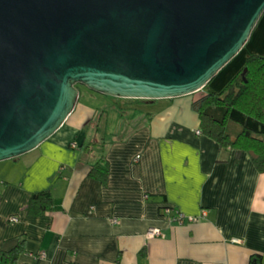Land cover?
<instances>
[{
    "label": "crops",
    "instance_id": "crops-1",
    "mask_svg": "<svg viewBox=\"0 0 264 264\" xmlns=\"http://www.w3.org/2000/svg\"><path fill=\"white\" fill-rule=\"evenodd\" d=\"M244 47L214 86L264 53V13ZM197 96L124 97L115 124L80 100L42 143L0 160V246L26 237L24 264H264V171L246 148L197 131ZM98 161L109 164L106 182L91 174ZM42 189L54 208L31 213Z\"/></svg>",
    "mask_w": 264,
    "mask_h": 264
},
{
    "label": "water",
    "instance_id": "water-1",
    "mask_svg": "<svg viewBox=\"0 0 264 264\" xmlns=\"http://www.w3.org/2000/svg\"><path fill=\"white\" fill-rule=\"evenodd\" d=\"M263 13L264 0H0V160L60 128L79 83L145 98L197 91Z\"/></svg>",
    "mask_w": 264,
    "mask_h": 264
},
{
    "label": "trees",
    "instance_id": "trees-1",
    "mask_svg": "<svg viewBox=\"0 0 264 264\" xmlns=\"http://www.w3.org/2000/svg\"><path fill=\"white\" fill-rule=\"evenodd\" d=\"M192 105L199 112L205 133L223 146L246 148L264 171V53H250L245 64L224 87L195 97ZM91 174L106 182L110 175L108 162L94 163ZM54 205L52 190L42 189L33 192L29 211L41 214L53 209ZM173 212L177 214L178 211L174 209ZM26 250V237L23 236L11 248L0 246V264H24L21 254Z\"/></svg>",
    "mask_w": 264,
    "mask_h": 264
},
{
    "label": "rangeland",
    "instance_id": "rangeland-1",
    "mask_svg": "<svg viewBox=\"0 0 264 264\" xmlns=\"http://www.w3.org/2000/svg\"><path fill=\"white\" fill-rule=\"evenodd\" d=\"M247 53L246 48L244 47V49H242L234 58H244L245 54ZM235 59V60H237ZM234 60V59H233ZM233 62V61H231ZM235 62V61H234ZM233 64V63H231ZM218 76V75H217ZM215 77V79H213L212 81L208 82L206 85H204L202 88L198 89V94L201 95L205 92H208L212 89H218L222 88L223 86H225L223 84V86H214V80H218ZM79 86L81 88L82 94L80 96L79 101H87L95 106H100V107H105L107 109V111L109 112L108 116H109V121L110 124H115L119 121V111L117 112V109H119L121 106L126 105L125 102V98H131L129 96H120V95H115V94H111V93H104L102 91H98L96 89H92L91 87L87 86L84 83H79ZM120 100V102H119ZM122 100V101H121ZM78 101V102H79ZM147 106L151 107L153 106L152 104H147ZM105 120V119H104Z\"/></svg>",
    "mask_w": 264,
    "mask_h": 264
},
{
    "label": "built area",
    "instance_id": "built-area-1",
    "mask_svg": "<svg viewBox=\"0 0 264 264\" xmlns=\"http://www.w3.org/2000/svg\"><path fill=\"white\" fill-rule=\"evenodd\" d=\"M197 131L198 132H202L203 130H202V128L199 127V128H197ZM207 213H208V210L206 208H204L200 215H203V214L206 215ZM184 217H187V216H185V214L180 213V212H178L175 215V218L183 219ZM198 217H199V215H197V214L196 215L191 214V215L188 216L189 219H195V218H198ZM11 219L12 220H17V219H19V216L17 214H13L11 216ZM147 232L149 234H152V235L165 234L163 229H162V227L156 226V225L150 226ZM236 239H238V238H234V240H236Z\"/></svg>",
    "mask_w": 264,
    "mask_h": 264
}]
</instances>
